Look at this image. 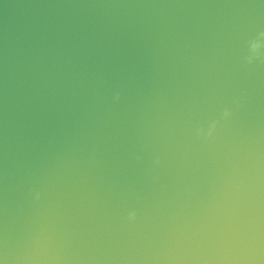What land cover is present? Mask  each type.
I'll use <instances>...</instances> for the list:
<instances>
[{
    "label": "water",
    "instance_id": "1",
    "mask_svg": "<svg viewBox=\"0 0 264 264\" xmlns=\"http://www.w3.org/2000/svg\"><path fill=\"white\" fill-rule=\"evenodd\" d=\"M261 32L264 0H0V264H264Z\"/></svg>",
    "mask_w": 264,
    "mask_h": 264
},
{
    "label": "clouds",
    "instance_id": "2",
    "mask_svg": "<svg viewBox=\"0 0 264 264\" xmlns=\"http://www.w3.org/2000/svg\"><path fill=\"white\" fill-rule=\"evenodd\" d=\"M262 48H264V32H261L257 39L250 42L249 44L250 55L246 57L247 63L251 64L256 58H258L261 55L260 50ZM117 98H118V94H117ZM222 115L226 118L230 115V112L228 110H225ZM214 127H215V123L213 122V124H211L208 128L207 135L209 136L211 135L212 129ZM197 134L198 135L205 134L204 129H197ZM128 218L130 221L135 220L136 213L134 211L130 212L128 214Z\"/></svg>",
    "mask_w": 264,
    "mask_h": 264
}]
</instances>
